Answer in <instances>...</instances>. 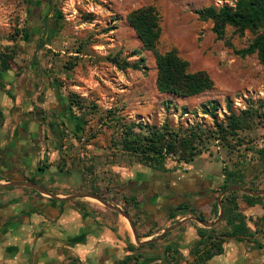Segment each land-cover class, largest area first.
Wrapping results in <instances>:
<instances>
[{
	"label": "crops",
	"instance_id": "0c3cea01",
	"mask_svg": "<svg viewBox=\"0 0 264 264\" xmlns=\"http://www.w3.org/2000/svg\"><path fill=\"white\" fill-rule=\"evenodd\" d=\"M52 86L47 106L34 103L30 88L0 94L6 120L0 129V264H114L132 255L139 264H167L170 256L194 261L200 229L219 238L231 230L224 216L217 222L229 163L204 155L188 168L112 166L91 179L75 156L67 155L77 147L76 138L53 148L60 144L47 126L59 124L67 134L71 128L77 138L82 132ZM37 108L45 123L38 121ZM14 110L17 117L10 118ZM15 118L22 120L14 124ZM247 166L246 184L239 188L263 193L248 194L254 199L237 195L236 213L247 234L220 238L222 252L205 264H264V164Z\"/></svg>",
	"mask_w": 264,
	"mask_h": 264
},
{
	"label": "rangeland",
	"instance_id": "374dc122",
	"mask_svg": "<svg viewBox=\"0 0 264 264\" xmlns=\"http://www.w3.org/2000/svg\"><path fill=\"white\" fill-rule=\"evenodd\" d=\"M56 1V7L63 15L59 24L46 1L41 0L40 5L33 2L30 14L25 0H0V47L11 46L18 50L8 71H2L0 67V94L23 92L30 88L35 97L34 103L47 106V89L52 83V87L63 95L62 98L70 94L80 97L84 110L78 107L72 109L74 116L83 123L82 134L78 138L71 128L67 134L59 124L47 128L58 139L57 144L60 145L53 147L57 150L62 148L64 138H76L77 147L67 150V155L75 156L79 167L91 179L96 173L106 175L112 166L125 165L130 171H155L124 150V131L131 123L158 128L168 124L169 128L174 129L203 124L213 129V119L202 113L204 104L220 102L222 107L218 117L223 120L224 115L228 114L227 98L233 101V109L237 112L245 110L250 100L264 102V67L257 55L244 59L236 56L224 41L217 40L212 22H203L198 15L204 8H218L225 4L232 6L236 0ZM148 5H155L161 17L158 50L162 53L177 50L179 56L189 62L192 72L205 71L210 75L214 81L213 89L185 98L158 91L154 54L144 50L127 21L131 11ZM40 16H47V19L38 24ZM30 18V33L23 40L20 34ZM227 38L241 49L250 43L253 35L245 31L242 36L228 27ZM134 51L141 54L133 56ZM115 54L131 64L144 58V66L139 70L121 71L105 60L107 56ZM39 83L40 90L37 89ZM18 107H22V104L19 103ZM39 109L37 119L45 123V115ZM17 110L11 111L8 116L17 117ZM21 120L15 118L14 124ZM240 137L244 142H238L230 154L220 142L211 141L208 151L196 157L194 162L205 155L207 159H223L229 163L230 167L226 168L230 170H244L243 167H248L254 161L264 164V157L260 154L264 150V119L258 120L251 130L240 133ZM42 138L50 139L43 134ZM194 162H180L170 155L166 157L164 166L166 169L188 168ZM94 200L101 202L95 197ZM139 249L143 250V246L140 245ZM126 258L114 264H137L139 261L136 263V260H140L134 257L128 263H123ZM192 261L189 256H170L166 262L192 264Z\"/></svg>",
	"mask_w": 264,
	"mask_h": 264
},
{
	"label": "trees",
	"instance_id": "16d2710c",
	"mask_svg": "<svg viewBox=\"0 0 264 264\" xmlns=\"http://www.w3.org/2000/svg\"><path fill=\"white\" fill-rule=\"evenodd\" d=\"M46 1L50 10L55 13L54 20L57 24L63 19V15L57 9L56 0ZM28 11L31 14L33 2L41 4V0H25ZM199 18L203 22H212L213 32L217 40H222L225 45L234 51L235 55L244 59L257 55L259 63L264 67V0H236L234 5H223L221 7L210 6L198 12ZM31 17V16H30ZM47 16H40L38 24L46 21ZM127 21L136 32L144 50L154 54L157 66V88L162 94L174 95L176 97H191L214 88V81L205 71L190 70V64L179 56L177 50L172 49L165 53L158 50L161 38V17L155 5H148L131 11L127 15ZM31 18L22 29L20 36L25 40L30 33ZM231 27L235 33L244 35L245 31H250L253 39L241 49L236 48L231 40L227 38V29ZM44 29V28H42ZM81 52V51H79ZM18 50L15 47H0V67L2 71L10 69L11 62H14ZM133 56L141 54L134 51ZM105 60L123 71L127 69L139 70L144 66L145 59L140 58L131 64L126 59H121L119 54L109 55ZM75 94L61 98L69 110L78 107L84 110L85 106ZM79 99V100H78ZM227 115L223 120L218 117V111L222 107L220 102L214 101L202 106V113L213 119V129L205 127L203 124L191 125L187 128L180 126L177 129L169 128L168 124L162 127H153L138 123H131L124 131L123 148L140 163L153 168L155 171H166L164 161L167 156H175L180 162L192 163L196 157L208 151L211 141H218L230 154L234 152L238 142L243 143L240 133L251 130L254 124L264 119V102L249 101L247 108L239 112L233 109V101L229 98L225 100ZM5 113L0 107V129L2 128ZM75 120L82 124L81 119ZM136 129L140 131L137 132ZM264 157V150L260 151ZM224 182L221 186V193L224 194L221 204L224 209V219L232 225L231 230L220 235L222 237L246 236L247 228L242 216L237 214V195L239 191L230 190L232 187H243L246 184V172L242 169H224ZM244 196L254 199L248 194ZM201 240L194 252L195 258L192 264H205L213 256L222 252L221 239L218 236L209 234L207 230L200 229ZM147 243L146 245H151ZM206 251L201 252L199 249ZM132 256L124 259L123 263H128ZM168 260V259H167ZM138 260H136V263ZM139 264V262L137 263Z\"/></svg>",
	"mask_w": 264,
	"mask_h": 264
},
{
	"label": "water",
	"instance_id": "95a60500",
	"mask_svg": "<svg viewBox=\"0 0 264 264\" xmlns=\"http://www.w3.org/2000/svg\"><path fill=\"white\" fill-rule=\"evenodd\" d=\"M32 187H34V188H36L34 185H31ZM230 190H237V191H241V192H243V193H245V194H251V195H259V194H263V193H253L252 191H250V190H246V189H242V188H239V187H232ZM95 198H97V199H99V200H103V199H101L100 197H95ZM220 207H221V210H220V214H219V217H218V221L217 222H219L222 218H223V216H224V209H223V207H222V204L220 203Z\"/></svg>",
	"mask_w": 264,
	"mask_h": 264
},
{
	"label": "flooded vegetation",
	"instance_id": "af4514ba",
	"mask_svg": "<svg viewBox=\"0 0 264 264\" xmlns=\"http://www.w3.org/2000/svg\"><path fill=\"white\" fill-rule=\"evenodd\" d=\"M33 16H35V15H33ZM43 17V16H42ZM34 18V17H33ZM40 34V33H39ZM40 36H41V34H40Z\"/></svg>",
	"mask_w": 264,
	"mask_h": 264
}]
</instances>
